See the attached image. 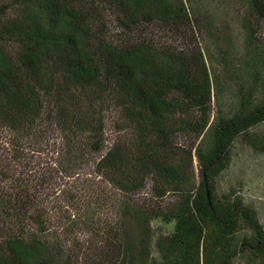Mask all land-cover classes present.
Listing matches in <instances>:
<instances>
[{
    "label": "trees",
    "instance_id": "obj_1",
    "mask_svg": "<svg viewBox=\"0 0 264 264\" xmlns=\"http://www.w3.org/2000/svg\"><path fill=\"white\" fill-rule=\"evenodd\" d=\"M240 1L249 86L209 123L221 77L197 33L214 20L193 0H0V264H230L241 252L264 264L255 216L216 193L234 140L264 123L253 24L264 21V0ZM155 28L169 40L148 38ZM108 114L117 115L111 139ZM257 137L248 141L264 153ZM42 152L47 161L34 162ZM146 187L147 202L137 197ZM169 194L177 201L166 207ZM112 201L116 227L93 218ZM157 218L175 224L154 241L159 261ZM241 222L252 235L238 247ZM77 233L87 238L75 242Z\"/></svg>",
    "mask_w": 264,
    "mask_h": 264
},
{
    "label": "rangeland",
    "instance_id": "obj_2",
    "mask_svg": "<svg viewBox=\"0 0 264 264\" xmlns=\"http://www.w3.org/2000/svg\"><path fill=\"white\" fill-rule=\"evenodd\" d=\"M193 4L197 10L202 13L212 15L214 20L213 29L210 34L200 29L201 33H197L200 45H202L205 53V61L210 72L215 73V76H220V86L218 88L212 87V97L210 105V120L213 121L218 109L223 113L229 114L236 107H238L237 93L241 90L247 89L249 81L244 77L249 75L248 72H243L245 66L242 61L244 53V31L241 27V18L245 12V6L240 0H193ZM187 4V3H186ZM188 5V4H187ZM194 9V11H197ZM255 27V37L258 42V47H264V21L253 23ZM147 37L156 41L169 40V35L164 34L158 29H150L147 32ZM229 37V42L225 41V37ZM217 38L215 42L214 38ZM223 51L227 55L222 59ZM207 53V54H206ZM226 60L224 63L223 60ZM244 67V68H243ZM219 77V78H220ZM117 115L108 114L106 120V135L111 139L113 135L112 121ZM248 135L241 134L237 137L231 146L230 162L226 169L220 173L216 181V193L221 199H239L242 204L255 216L258 224L264 231V153H260L252 148L248 141V137L252 134L264 137V123H261L250 130ZM5 137V134H2ZM43 149L46 147L43 146ZM47 161L44 153L37 155L34 162L38 159ZM35 164V163H34ZM193 170L196 184L201 180V172L197 162H193ZM62 188V187H61ZM150 187L140 193L137 197L140 200L147 202L150 196ZM174 194H169L163 200V205L166 207L172 206L176 200ZM141 202V201H140ZM113 201L103 206L99 211H95L94 219H101V222L110 224L111 227H116L115 222L118 216H114V210L111 208ZM150 203V202H148ZM4 219V218H2ZM153 231L150 245L151 257L159 261L158 254L155 250L154 241L158 235H170L174 230V221L166 223L162 219H155L151 222ZM131 236L136 237V233L131 230ZM252 235V230L242 222L240 228L233 236V244L241 245V241L249 239ZM87 237L82 234H74L72 239L75 242L82 243ZM99 239L97 238V241ZM96 241V243H97ZM81 253V252H80ZM135 258V251H132ZM150 257V258H151ZM94 257H89L86 261L79 259L72 264H91ZM247 252H241L232 257L230 264H250ZM259 261L257 262V264Z\"/></svg>",
    "mask_w": 264,
    "mask_h": 264
},
{
    "label": "water",
    "instance_id": "obj_3",
    "mask_svg": "<svg viewBox=\"0 0 264 264\" xmlns=\"http://www.w3.org/2000/svg\"><path fill=\"white\" fill-rule=\"evenodd\" d=\"M204 184H205V186H206V181H205V179H204ZM207 191V190H206ZM207 199H208V191H207Z\"/></svg>",
    "mask_w": 264,
    "mask_h": 264
}]
</instances>
